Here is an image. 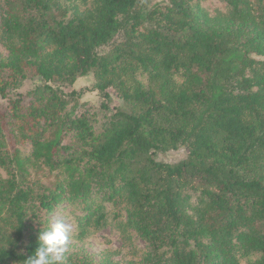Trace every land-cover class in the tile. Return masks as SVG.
I'll return each mask as SVG.
<instances>
[{
  "label": "trees",
  "instance_id": "1",
  "mask_svg": "<svg viewBox=\"0 0 264 264\" xmlns=\"http://www.w3.org/2000/svg\"><path fill=\"white\" fill-rule=\"evenodd\" d=\"M220 1L0 0V264L77 203L80 236L124 217L137 264H264V0ZM86 77L101 118L62 90Z\"/></svg>",
  "mask_w": 264,
  "mask_h": 264
},
{
  "label": "rangeland",
  "instance_id": "2",
  "mask_svg": "<svg viewBox=\"0 0 264 264\" xmlns=\"http://www.w3.org/2000/svg\"><path fill=\"white\" fill-rule=\"evenodd\" d=\"M190 4L194 9L197 7L209 17H214L218 13L225 14L227 11L226 5L220 0H190ZM1 39V38H0ZM1 41V40H0ZM0 53L6 56L4 44L0 42ZM144 82L143 78H139ZM35 84L34 81H26L23 83L20 92L29 90ZM94 81L92 78H81L73 87H64V92L70 91H84L80 97V109L83 111L98 112L101 118L100 105L102 103L101 94L98 91L92 90ZM111 100L107 105L111 108L119 105L116 93L110 90ZM3 102V101H2ZM22 153L28 154L29 147H22ZM187 156L186 148H179L174 151L157 152L154 158L157 162L162 163H176ZM107 212V219L101 228H94L93 225L84 229L85 234L80 236L82 229L78 226L77 218L83 215L81 206L77 204L60 205L50 216L49 225L57 219L63 220L71 228L70 240L68 243V252H79L87 254L94 264H102L106 259L115 264H137L139 263L143 253L146 251V244L137 236L131 233V230L123 226L124 217L113 219V208L107 204L105 205ZM244 258V257H243ZM247 258V257H246ZM240 258L241 264H246L248 260L253 258Z\"/></svg>",
  "mask_w": 264,
  "mask_h": 264
},
{
  "label": "clouds",
  "instance_id": "3",
  "mask_svg": "<svg viewBox=\"0 0 264 264\" xmlns=\"http://www.w3.org/2000/svg\"><path fill=\"white\" fill-rule=\"evenodd\" d=\"M71 228L63 220L57 219L38 234L34 252L25 264H64Z\"/></svg>",
  "mask_w": 264,
  "mask_h": 264
}]
</instances>
